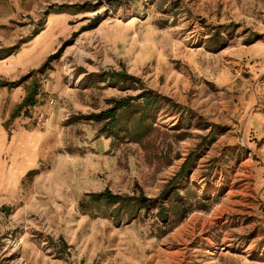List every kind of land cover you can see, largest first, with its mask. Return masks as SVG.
<instances>
[{"label": "rangeland", "instance_id": "374dc122", "mask_svg": "<svg viewBox=\"0 0 264 264\" xmlns=\"http://www.w3.org/2000/svg\"><path fill=\"white\" fill-rule=\"evenodd\" d=\"M0 264H264V0H0Z\"/></svg>", "mask_w": 264, "mask_h": 264}, {"label": "built area", "instance_id": "2783aa9c", "mask_svg": "<svg viewBox=\"0 0 264 264\" xmlns=\"http://www.w3.org/2000/svg\"><path fill=\"white\" fill-rule=\"evenodd\" d=\"M48 120L43 116L38 120V125H44Z\"/></svg>", "mask_w": 264, "mask_h": 264}, {"label": "trees", "instance_id": "16d2710c", "mask_svg": "<svg viewBox=\"0 0 264 264\" xmlns=\"http://www.w3.org/2000/svg\"><path fill=\"white\" fill-rule=\"evenodd\" d=\"M29 100H30V97L27 98L25 102L27 103ZM121 106H122V105H121ZM116 109H117V108H115L114 110L111 111V114L109 115L110 118H113V117L115 116ZM109 197H110V196H109Z\"/></svg>", "mask_w": 264, "mask_h": 264}]
</instances>
